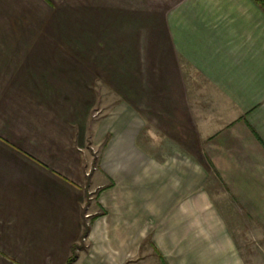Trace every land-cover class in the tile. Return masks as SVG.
Returning <instances> with one entry per match:
<instances>
[{"label": "crops", "instance_id": "obj_1", "mask_svg": "<svg viewBox=\"0 0 264 264\" xmlns=\"http://www.w3.org/2000/svg\"><path fill=\"white\" fill-rule=\"evenodd\" d=\"M73 247V264H264L254 0H0V264Z\"/></svg>", "mask_w": 264, "mask_h": 264}, {"label": "rangeland", "instance_id": "obj_2", "mask_svg": "<svg viewBox=\"0 0 264 264\" xmlns=\"http://www.w3.org/2000/svg\"><path fill=\"white\" fill-rule=\"evenodd\" d=\"M96 16V13L94 12V17ZM96 25V19L94 18V26ZM220 192L222 190H219ZM215 201L216 204L220 207L222 212H224L225 215H233V211L231 210V207L225 202V200L220 196L215 194ZM230 226L235 225L236 223H228Z\"/></svg>", "mask_w": 264, "mask_h": 264}, {"label": "trees", "instance_id": "obj_3", "mask_svg": "<svg viewBox=\"0 0 264 264\" xmlns=\"http://www.w3.org/2000/svg\"><path fill=\"white\" fill-rule=\"evenodd\" d=\"M254 1L264 11V0H254ZM88 231H89V227L86 225L84 236L87 235ZM76 259H77V251H76V248L73 247L72 254H71L70 258L68 259L67 264H73Z\"/></svg>", "mask_w": 264, "mask_h": 264}]
</instances>
